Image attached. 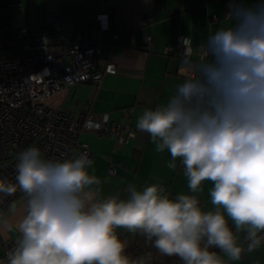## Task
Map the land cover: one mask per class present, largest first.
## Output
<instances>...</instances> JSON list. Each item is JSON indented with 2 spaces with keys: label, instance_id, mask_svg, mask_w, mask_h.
Instances as JSON below:
<instances>
[{
  "label": "clouds",
  "instance_id": "obj_1",
  "mask_svg": "<svg viewBox=\"0 0 264 264\" xmlns=\"http://www.w3.org/2000/svg\"><path fill=\"white\" fill-rule=\"evenodd\" d=\"M228 7L229 25L198 46L181 37L184 82L166 104L137 120L156 151L170 153V169L179 159L192 193L212 182L214 210L203 211L195 195L171 199L160 184L143 190L128 185L127 199H102L101 180L89 174L93 161L86 154L48 159L29 146L19 153L16 183L0 179V201L18 190L27 197L18 221L0 212V232L19 234L0 264H144L125 254L127 242L117 229L139 233L183 264H229L261 247L264 2L231 0ZM9 211L16 212L15 203Z\"/></svg>",
  "mask_w": 264,
  "mask_h": 264
},
{
  "label": "crops",
  "instance_id": "obj_2",
  "mask_svg": "<svg viewBox=\"0 0 264 264\" xmlns=\"http://www.w3.org/2000/svg\"><path fill=\"white\" fill-rule=\"evenodd\" d=\"M228 2L231 0H2L14 28L32 26L54 34L59 23L86 32L101 43L103 55L116 64V73L106 74L98 87L91 81L71 86L63 104L77 118H83L87 112L106 113L112 122H130L136 127L135 136L123 144L113 137L95 136L92 132L79 136L94 153L88 171L101 180V198L118 194L121 199H127L128 185L143 190L145 186L160 184L171 199L180 194L195 195L203 211L214 210L209 196L212 182L204 181L203 191L192 193L179 159L177 168L170 169L167 166L170 153L157 152L149 134L137 129V120L145 110L166 104L184 82L185 77L179 71L180 60L164 54V47L174 44L181 35L191 37L195 47L210 32L228 26ZM100 14L106 15L108 31H99ZM213 14L220 20L212 22ZM150 17L152 20L146 21ZM116 28L123 31L109 48L111 30ZM145 34L154 39L150 51L141 48ZM79 150L80 147L76 152ZM109 157L117 164L114 175L108 173ZM26 200L21 192L13 202L15 213L9 211V206L0 208V212L16 222L25 214ZM0 236L16 241L19 234L0 232ZM229 264H264V242L257 250L245 252L239 261Z\"/></svg>",
  "mask_w": 264,
  "mask_h": 264
},
{
  "label": "built area",
  "instance_id": "obj_3",
  "mask_svg": "<svg viewBox=\"0 0 264 264\" xmlns=\"http://www.w3.org/2000/svg\"><path fill=\"white\" fill-rule=\"evenodd\" d=\"M228 11L227 6L226 14ZM98 19L99 31H108L106 15L100 14ZM210 19L220 20L215 14ZM122 31L111 30L109 48ZM181 37L187 36L181 35L174 44L165 46L164 54L181 60ZM153 45L152 35H143L141 48L150 51ZM116 71V64L103 55L101 43L88 33L59 23L54 34L32 26L14 28L0 0V179L16 183L19 153L29 146L38 147L48 159L65 160L86 154L92 160L94 153L87 142L79 140L81 133L113 137L119 144L133 138L136 127L130 122H112L106 113L87 112L77 118L63 108L71 86L91 81L98 87L106 74ZM109 161L108 173L114 175L117 164L111 157ZM20 193L18 190L4 198L0 208L12 204ZM117 234L121 238L128 232L117 230ZM15 246L16 241L0 236V260H5L6 253Z\"/></svg>",
  "mask_w": 264,
  "mask_h": 264
},
{
  "label": "rangeland",
  "instance_id": "obj_4",
  "mask_svg": "<svg viewBox=\"0 0 264 264\" xmlns=\"http://www.w3.org/2000/svg\"><path fill=\"white\" fill-rule=\"evenodd\" d=\"M76 156V154L74 155ZM117 230H123L128 232L125 229H117ZM122 241H126V248H125V254L129 256L130 259L140 260L143 259L144 263L147 259V244L148 241H146L145 237L140 235L139 233H130L125 234L123 237L120 238Z\"/></svg>",
  "mask_w": 264,
  "mask_h": 264
},
{
  "label": "trees",
  "instance_id": "obj_5",
  "mask_svg": "<svg viewBox=\"0 0 264 264\" xmlns=\"http://www.w3.org/2000/svg\"><path fill=\"white\" fill-rule=\"evenodd\" d=\"M210 250L216 251L218 254H221L220 250L217 248H213ZM147 251H148L147 259L144 264H183V261L180 260L179 257H176V256L169 257V256H164L160 254L157 249L151 246V242L149 241L147 244Z\"/></svg>",
  "mask_w": 264,
  "mask_h": 264
}]
</instances>
